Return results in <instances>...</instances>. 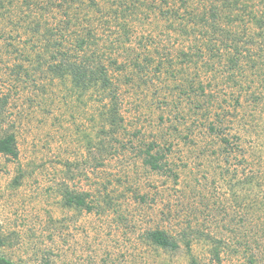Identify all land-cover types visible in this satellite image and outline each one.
Returning a JSON list of instances; mask_svg holds the SVG:
<instances>
[{
  "label": "rangeland",
  "instance_id": "1",
  "mask_svg": "<svg viewBox=\"0 0 264 264\" xmlns=\"http://www.w3.org/2000/svg\"><path fill=\"white\" fill-rule=\"evenodd\" d=\"M162 26L149 23L139 36L150 34L151 50L172 53L177 38ZM10 34L13 47L0 51V100L7 97L0 135L15 136L18 156H0L1 257L13 264H264V103L232 106L226 90L227 153L201 136L177 152V181L166 180L142 168L133 150L155 138L159 116L175 119L177 108L157 89L177 84L184 67L176 82L152 75V87H125V129L111 133L100 129L89 96L78 99L56 82L18 81L16 67L27 63L17 50H26L28 36ZM66 193L88 194L100 211L65 207ZM156 227L178 238V250L145 241Z\"/></svg>",
  "mask_w": 264,
  "mask_h": 264
},
{
  "label": "trees",
  "instance_id": "2",
  "mask_svg": "<svg viewBox=\"0 0 264 264\" xmlns=\"http://www.w3.org/2000/svg\"><path fill=\"white\" fill-rule=\"evenodd\" d=\"M153 22L176 36L172 53L163 46V53L151 50L150 34L139 36ZM10 32L28 36L26 50H17V59L27 63L16 67L17 80L56 82L78 99L89 96L100 129L111 133L125 129V87H152V75L176 82L184 67L177 84L157 89L177 108L175 119L159 116L150 142L138 138L141 146L134 150L121 146L133 150L148 173L166 180L177 181V152L201 136L227 153L229 112H223L220 98L226 90L232 106L264 103V0H0V51L13 47ZM0 101L3 108L7 97ZM133 135L137 139L140 132ZM0 156L17 159L13 134L0 135ZM87 198L66 193L63 203L99 212L98 202ZM262 211L264 216V203ZM144 239L164 251L179 248L165 228L146 231ZM0 264L13 263L0 256Z\"/></svg>",
  "mask_w": 264,
  "mask_h": 264
}]
</instances>
